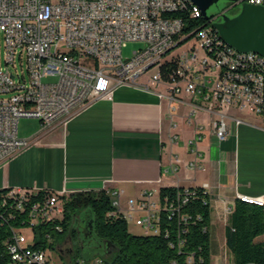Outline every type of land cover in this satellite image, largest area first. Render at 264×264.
I'll return each instance as SVG.
<instances>
[{
  "label": "built area",
  "instance_id": "2783aa9c",
  "mask_svg": "<svg viewBox=\"0 0 264 264\" xmlns=\"http://www.w3.org/2000/svg\"><path fill=\"white\" fill-rule=\"evenodd\" d=\"M248 2L264 0H235L234 5ZM185 12L191 19L201 17L183 0H0L5 56L0 67V168L32 143L18 138L20 119H35L49 127L100 99L111 100L113 90L124 85L147 92L161 87L158 96L171 110L172 104L182 103L181 96L187 95L193 100V114L202 110L214 116L211 125L218 142L230 133L226 120L235 126L241 123L229 117L231 110L259 116L264 125V58L254 53H228L215 38L212 20L182 34L183 20L175 15ZM189 36L185 42L194 39L198 47L170 56ZM130 42L143 47L124 58L122 48ZM199 50L205 58L194 69L191 63ZM16 61L24 70L18 71ZM45 78L56 81L44 83ZM187 168L203 170L194 163ZM1 190L0 218H21L4 243L11 261L52 264L47 252L27 247L28 239L19 228L34 229L60 220V200L66 192L37 198L35 190ZM107 193L111 203L108 218L133 222L145 235L158 234L159 197L154 200L151 192L143 191L139 200L127 199L124 208L122 191ZM236 200L264 207V196L238 195ZM165 208L171 211V207ZM75 264L85 263L77 259Z\"/></svg>",
  "mask_w": 264,
  "mask_h": 264
},
{
  "label": "crops",
  "instance_id": "0c3cea01",
  "mask_svg": "<svg viewBox=\"0 0 264 264\" xmlns=\"http://www.w3.org/2000/svg\"><path fill=\"white\" fill-rule=\"evenodd\" d=\"M159 92L161 87L147 92L119 86L111 100L100 99L20 137L32 143L0 168V186L65 191L67 196L120 190L121 200H139L143 191L158 200L162 187L204 188L211 198L210 264H233L224 248L226 211L238 195L264 196V143L257 145L251 138L254 132L264 137L262 119L229 111L241 123L226 120L230 133L218 142L211 125L214 116L202 110L193 114L187 95L171 110ZM189 163L203 170H190Z\"/></svg>",
  "mask_w": 264,
  "mask_h": 264
},
{
  "label": "trees",
  "instance_id": "16d2710c",
  "mask_svg": "<svg viewBox=\"0 0 264 264\" xmlns=\"http://www.w3.org/2000/svg\"><path fill=\"white\" fill-rule=\"evenodd\" d=\"M175 16L183 20L182 34L209 23L203 17L191 19L186 12ZM215 38H218L216 34ZM220 45L228 53H233L227 46ZM184 190L174 187L159 189L161 209L158 234L155 235H133L124 219L108 218L106 214L111 210V203L107 191L79 192L61 197L62 218L32 229L36 236L27 247L47 252L46 243L53 238L67 236L77 240L74 224L79 218L82 221L80 232L86 238H94L95 242L88 248L96 253L91 254L92 259L100 264H210L211 198L204 188H190L187 193ZM36 194L37 198H44L51 191L40 190ZM165 207H171V211ZM86 217H89L92 236ZM20 223L21 218H0V264H21L11 261L4 245L10 240L12 229H17ZM224 239L233 264H264V207L236 200L226 216ZM49 244L48 248L53 249L51 242ZM78 258L83 260L81 250L75 246L70 261L75 264Z\"/></svg>",
  "mask_w": 264,
  "mask_h": 264
},
{
  "label": "water",
  "instance_id": "95a60500",
  "mask_svg": "<svg viewBox=\"0 0 264 264\" xmlns=\"http://www.w3.org/2000/svg\"><path fill=\"white\" fill-rule=\"evenodd\" d=\"M190 3L196 6L205 20H210L206 14L211 7H219V3L235 2V0H189ZM220 20L212 24V27L218 34V38L228 47L239 53H254L264 58V8L257 5L242 3L239 6L238 12L234 16H228L224 12L219 15ZM190 38L187 37L176 46L182 45ZM89 233L92 236L91 224L89 217H86ZM74 224L78 228L77 241L81 243L80 248L83 261L85 264H90L93 260V250H89V246L93 245L94 238H86L80 232L79 225ZM89 239V240H88ZM91 243V244H90ZM92 254V255H91ZM92 256V257H91ZM90 257L89 259H87Z\"/></svg>",
  "mask_w": 264,
  "mask_h": 264
},
{
  "label": "rangeland",
  "instance_id": "374dc122",
  "mask_svg": "<svg viewBox=\"0 0 264 264\" xmlns=\"http://www.w3.org/2000/svg\"><path fill=\"white\" fill-rule=\"evenodd\" d=\"M224 12L228 16H234L236 13L234 12L233 9H228L225 10L222 5L219 7H211L207 10L206 14L210 20H212V24L216 23L220 20V13ZM195 46V48L198 47L197 43L195 42L194 39H190L188 42H185L183 45L177 47L173 52H171L169 55H176L179 54L183 51L188 50L192 46ZM143 45L140 43H135V42H130L127 43L123 48H122V56L124 58H131L133 51L139 50L142 48ZM169 57V56H166ZM205 58L204 53L199 50L198 58L195 62L191 63V67L194 69H197L199 67V61H202ZM4 43H3V38L2 34L0 33V67L4 66ZM16 67L18 71L20 72L21 70H24V65L22 64V67H20V64L18 61H16ZM56 81V78H45L43 79L44 83L47 82H54ZM246 114V113H245ZM42 126L40 125L38 120L35 119H30V118H22L18 121L17 123V135L18 138L23 137L24 135H28L33 133L35 130H39ZM262 132H264V129H261ZM251 138L256 141L257 145H261L264 143V137L262 138V135L260 133H255L251 135ZM21 139V138H20ZM0 188H2L0 186ZM67 197V196H66ZM156 197H154V200ZM125 199L121 200L122 206L125 208ZM82 222L81 219L78 218L77 223ZM20 231L27 237L28 239V244L32 243L34 240V233L30 227H22L19 228ZM127 229L128 231L133 234V235H141L142 231L135 226L133 222H127ZM224 241V239H223ZM51 242L52 248L49 249L48 246L50 245L49 243ZM47 241V254L49 255L50 261L52 264H62L65 262L66 264H73L70 260H72V257L75 252V246L78 247V249L81 248V243H78L77 240H73L71 237H61V238H53V240ZM226 250V247H224ZM226 254V253H225ZM59 255V256H58ZM79 259V258H78ZM94 260V259H93ZM97 260H94L93 264H99L96 262Z\"/></svg>",
  "mask_w": 264,
  "mask_h": 264
},
{
  "label": "bare ground",
  "instance_id": "6f19581e",
  "mask_svg": "<svg viewBox=\"0 0 264 264\" xmlns=\"http://www.w3.org/2000/svg\"><path fill=\"white\" fill-rule=\"evenodd\" d=\"M183 2H190V1H189V0H183ZM234 4H235V2H234ZM248 4H251V5H257V6H261V7L264 8V2H248ZM192 11H195L196 14H200L199 9H198L196 6H194V5H192ZM215 34L218 36V34H217L216 31H215ZM217 39H218V41H219L220 44H223V45L227 46V45L224 44L219 38H217ZM227 47H228V46H227ZM228 48H229L231 51H233L234 54H239V56H246V53H239V52L235 51L234 49H232V48H230V47H228Z\"/></svg>",
  "mask_w": 264,
  "mask_h": 264
},
{
  "label": "flooded vegetation",
  "instance_id": "af4514ba",
  "mask_svg": "<svg viewBox=\"0 0 264 264\" xmlns=\"http://www.w3.org/2000/svg\"><path fill=\"white\" fill-rule=\"evenodd\" d=\"M220 5H222L225 10L233 9L235 13H237L238 10H239V5H234V2H223V3H219L218 4V6H220ZM75 230L78 233V228L77 227H75ZM81 246H82V244H81Z\"/></svg>",
  "mask_w": 264,
  "mask_h": 264
}]
</instances>
